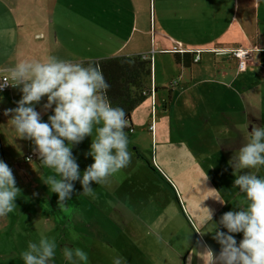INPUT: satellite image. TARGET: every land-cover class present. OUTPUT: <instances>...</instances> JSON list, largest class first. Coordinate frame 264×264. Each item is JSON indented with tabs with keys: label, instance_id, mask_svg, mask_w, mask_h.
<instances>
[{
	"label": "rangeland",
	"instance_id": "374dc122",
	"mask_svg": "<svg viewBox=\"0 0 264 264\" xmlns=\"http://www.w3.org/2000/svg\"><path fill=\"white\" fill-rule=\"evenodd\" d=\"M158 57L170 60L167 55ZM160 62L163 61L159 66ZM158 92L157 105L152 106L149 96L131 113L134 129L126 131L132 153L129 165L102 184L90 182V196L80 194L79 181L73 182L71 199L64 206L58 205L57 194L48 191L42 182L49 170L39 166L31 141L7 131L8 145L4 147L10 153L1 160L12 171H21V175L14 177L20 189L16 206L0 217V264H23L20 253L30 240L36 241L41 235L57 243L54 264H67L62 256L65 244L86 251L88 264H111L115 253L123 256L126 264H202L199 253L205 246L214 255L219 252L220 246L210 232L211 223L218 224L224 212L235 210L232 203L243 200L242 194L232 188L234 177L228 161L245 139L234 136L223 151L217 140L208 147L199 145L213 131L197 130L194 125L200 115L184 110L181 102L174 119L161 107V95L166 91L160 88ZM15 101L12 98L9 103L14 106ZM36 110L43 120L51 114L43 108ZM163 119L167 127L171 126L167 130L170 139L160 137ZM176 127L190 135L183 136ZM89 145L90 137H85L71 149L80 171L93 162L85 155ZM200 150L204 151L202 155ZM31 151L34 155L26 161L21 154ZM205 175L207 179L202 182ZM217 197L232 203L222 205ZM207 209L212 212V220L206 224ZM69 229L79 236L71 243ZM233 235L239 242L241 234Z\"/></svg>",
	"mask_w": 264,
	"mask_h": 264
},
{
	"label": "crops",
	"instance_id": "0c3cea01",
	"mask_svg": "<svg viewBox=\"0 0 264 264\" xmlns=\"http://www.w3.org/2000/svg\"><path fill=\"white\" fill-rule=\"evenodd\" d=\"M239 46L250 49L245 70L238 68L236 57L213 51ZM196 51H201L198 62L193 61ZM137 54L152 59L156 105L162 88L163 110L175 119L181 102L184 110L200 115L197 130L213 131L199 145L217 140L223 151L236 135L246 141L238 126L248 123L251 131L253 125H264V0H0V70L5 72L22 59L49 55L82 63ZM166 55L170 60L158 57ZM0 95L4 160L10 153L4 147L7 131H13L11 113H4L16 106L9 100L20 99L21 93L11 86ZM169 128L163 119L161 138H171ZM175 130L190 135L184 128ZM21 155L25 159L27 152ZM12 174L19 177L21 171Z\"/></svg>",
	"mask_w": 264,
	"mask_h": 264
},
{
	"label": "clouds",
	"instance_id": "9594fccd",
	"mask_svg": "<svg viewBox=\"0 0 264 264\" xmlns=\"http://www.w3.org/2000/svg\"><path fill=\"white\" fill-rule=\"evenodd\" d=\"M9 85L18 87L21 95L16 107L6 109L4 114L11 113L8 121L16 137L30 140L39 166L49 170L42 182L48 191L57 194L59 206L71 199L73 182L79 181L80 194L90 196V182L102 184L129 165L132 153L125 131L128 121L124 109L110 102V85L99 64H82L54 55L22 59L0 76V90ZM42 98L43 110H51L46 120L35 108ZM237 129L246 141L233 152L228 164L234 177L232 188L242 194L243 200L234 204L215 198L222 205L232 203L235 210L224 212L218 224L211 223L212 239L220 248L214 255L205 246L199 253L202 264H264V125H253L249 131L247 123ZM85 137H90L85 155L93 162L80 171L71 149ZM206 179L205 175L202 182ZM18 193L11 168L0 160V217L13 211ZM211 220L212 212L207 209L205 223ZM69 233V243L79 238L71 229ZM236 233L241 234L239 242L233 235ZM56 249L55 239L41 235L27 243L20 258L23 264H54ZM62 256L67 264H88L87 252L79 247L65 244ZM111 264H126V260L115 253Z\"/></svg>",
	"mask_w": 264,
	"mask_h": 264
},
{
	"label": "trees",
	"instance_id": "16d2710c",
	"mask_svg": "<svg viewBox=\"0 0 264 264\" xmlns=\"http://www.w3.org/2000/svg\"><path fill=\"white\" fill-rule=\"evenodd\" d=\"M195 54L196 52H194ZM177 59L181 61L180 55H177ZM90 62L100 65L104 77L110 85L107 91L108 98L113 106L118 105L124 109L128 121L125 131L132 132L134 126L131 113L149 96L152 98V94L156 90L152 86L151 57L143 56L142 54L115 55L99 60L84 61L82 64ZM152 106H154V103ZM149 128L151 131L154 130L153 123L149 125ZM30 153L34 155L33 152Z\"/></svg>",
	"mask_w": 264,
	"mask_h": 264
},
{
	"label": "built area",
	"instance_id": "2783aa9c",
	"mask_svg": "<svg viewBox=\"0 0 264 264\" xmlns=\"http://www.w3.org/2000/svg\"><path fill=\"white\" fill-rule=\"evenodd\" d=\"M177 50H180L181 52H184L181 49L176 48ZM213 51L217 54V55H232L234 57H236L238 59V68L240 70H245L247 67V62L250 58V49L248 48H244V47H232V48H222V49H213ZM201 59V51H196V54L194 55V61L198 62ZM0 73H3L1 76H3L6 72L4 70H0ZM11 88V86H6L4 87L2 90H0L1 92H5L7 90H9ZM152 100L153 103H155V96L154 93L152 94ZM33 157V154L30 153L26 156V160H29Z\"/></svg>",
	"mask_w": 264,
	"mask_h": 264
}]
</instances>
